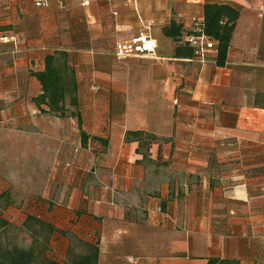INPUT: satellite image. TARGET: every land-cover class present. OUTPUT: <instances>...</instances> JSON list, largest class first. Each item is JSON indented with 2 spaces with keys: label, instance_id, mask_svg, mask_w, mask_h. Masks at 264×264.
<instances>
[{
  "label": "crops",
  "instance_id": "0c3cea01",
  "mask_svg": "<svg viewBox=\"0 0 264 264\" xmlns=\"http://www.w3.org/2000/svg\"><path fill=\"white\" fill-rule=\"evenodd\" d=\"M37 1L0 0V222L53 227L61 264L70 235L99 264H264V0ZM208 2L240 9L224 65L187 41ZM140 34L153 54L116 53ZM57 50L86 145L35 101Z\"/></svg>",
  "mask_w": 264,
  "mask_h": 264
},
{
  "label": "trees",
  "instance_id": "16d2710c",
  "mask_svg": "<svg viewBox=\"0 0 264 264\" xmlns=\"http://www.w3.org/2000/svg\"><path fill=\"white\" fill-rule=\"evenodd\" d=\"M240 9L229 3L208 2L204 5V31L216 42L215 60L218 65H224L227 60L231 38L233 36ZM45 70L34 72L42 85V92L35 97V101L43 113L56 114L59 117H76L79 126L82 125V115L78 108L77 97L78 82L76 70L69 63V53L57 50L45 57ZM46 105L48 109L43 107ZM141 134V133H139ZM83 144L87 143V134L81 128ZM36 222L45 225L51 230L53 227L29 217L25 226L30 230V223ZM9 225L8 222H0V234ZM32 230V229H31ZM84 245L87 252L75 255L72 247L69 251V261L64 264H99V248L82 239L74 237ZM72 246V245H71ZM46 245L43 241L33 240L29 247L11 246L2 247L0 244V264H60L45 255ZM232 260L218 261L210 259L209 264H232Z\"/></svg>",
  "mask_w": 264,
  "mask_h": 264
},
{
  "label": "built area",
  "instance_id": "2783aa9c",
  "mask_svg": "<svg viewBox=\"0 0 264 264\" xmlns=\"http://www.w3.org/2000/svg\"><path fill=\"white\" fill-rule=\"evenodd\" d=\"M47 0L37 1V5H48ZM59 5L64 7L63 1L59 0ZM188 44L193 48L195 56L203 62L209 61V52L216 53V42L212 40L204 31L203 18L195 16L192 18L191 31L187 38ZM154 40L146 35L140 34L127 41L118 42L116 53L120 56L151 53L156 49ZM215 61V60H214ZM213 61V62H214ZM97 88V87H96Z\"/></svg>",
  "mask_w": 264,
  "mask_h": 264
},
{
  "label": "rangeland",
  "instance_id": "374dc122",
  "mask_svg": "<svg viewBox=\"0 0 264 264\" xmlns=\"http://www.w3.org/2000/svg\"><path fill=\"white\" fill-rule=\"evenodd\" d=\"M22 179H24V177H22ZM22 186L25 187L23 184ZM30 228L32 229L34 234L42 238L41 241H43L44 243H45L44 239H46V236H48L50 231H52L49 227L45 225H41V224L39 225L36 222H31ZM4 230L5 231L0 234V244L2 245V247L6 248L10 246L13 247L15 245H18V246L20 245L29 246L30 245L31 240L27 236L29 230L26 226L24 229L22 227L15 226V225L12 226V224L11 225L9 224ZM70 236H71V245H72L71 247L75 255H79L83 253L84 251L87 252L83 244L77 241V239H75L73 235H70ZM47 249H50L48 245H46V250Z\"/></svg>",
  "mask_w": 264,
  "mask_h": 264
}]
</instances>
